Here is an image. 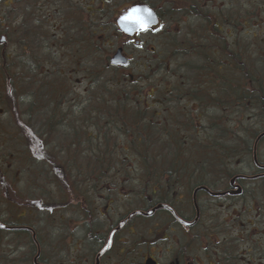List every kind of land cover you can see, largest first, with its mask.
Listing matches in <instances>:
<instances>
[{"label": "flooded vegetation", "instance_id": "flooded-vegetation-1", "mask_svg": "<svg viewBox=\"0 0 264 264\" xmlns=\"http://www.w3.org/2000/svg\"><path fill=\"white\" fill-rule=\"evenodd\" d=\"M223 1L203 0V4L211 2L214 9L220 10ZM3 2L0 85L5 79L12 82L15 75L18 78L15 66L19 58L24 61L19 70L22 91L26 92L28 69L34 64V61L28 63L32 59L29 22L39 18L29 10V0ZM54 2L53 17L57 23L54 32L63 34L78 47L76 58L80 68H90L91 64L99 67L101 61L111 68L135 70L181 69L188 64L187 12L184 8L178 20L179 10L173 8L172 0ZM227 2L229 7L235 5L234 0ZM141 5L154 12L157 24L125 33L118 21L130 8ZM39 10L42 12L35 11ZM68 11L73 15L71 20H67ZM48 16L44 14L42 20ZM13 20L23 23V31L14 29ZM179 21L183 22L181 31ZM66 22L70 23L66 25ZM244 34L245 39L241 40L249 51L251 32ZM16 38H21V44H17ZM92 39L97 44L95 56L89 48ZM37 43L40 45L41 39ZM231 43L234 48L236 40L231 38ZM7 46L8 54L4 52ZM15 48L17 51L12 54ZM118 51L126 65L111 64ZM245 57L251 60V54ZM42 60L40 57L38 70ZM3 99L0 91V105L5 107ZM2 107L0 126L3 119L9 121L4 130L13 142L18 129L10 109ZM27 116L22 108L23 132ZM25 139L21 136V145H4L0 149L3 165L10 162L8 170H13L17 160L22 165L29 160L42 162L36 152L30 153L29 145H24ZM14 142L18 143V139ZM249 146L251 152L247 155L241 151V158L213 159L217 164L212 167H205L197 158L179 159L183 166L171 168L163 176L150 175L147 183L137 179L138 186L130 193L120 188L122 169L112 174L74 172L62 176L56 165L50 173L52 180H47L36 173L31 175L30 168L24 166L28 179L21 192L15 191L13 185L17 180L15 172L10 171L8 181L5 175H0V199H3L0 233L8 239L20 231L26 241L23 250L29 256V264H264V161L259 157L260 145H255V159L254 145ZM247 161L249 170H234L230 166L232 163L242 166ZM72 169L75 171L73 166ZM61 178L70 180L66 187ZM50 183L51 194L45 195L46 190L50 192L46 189ZM31 188L35 190L32 192ZM124 200H129L130 206L126 207ZM40 210L47 212L37 217ZM12 214L16 222L12 221Z\"/></svg>", "mask_w": 264, "mask_h": 264}, {"label": "trees", "instance_id": "trees-1", "mask_svg": "<svg viewBox=\"0 0 264 264\" xmlns=\"http://www.w3.org/2000/svg\"><path fill=\"white\" fill-rule=\"evenodd\" d=\"M172 1L173 8L179 10L176 13L178 20L184 8L187 12L189 59L186 67L165 71L171 73L166 82L167 91L166 86L160 89L157 85L147 84L145 87L153 89V93L142 94L143 88L136 87V82L124 83L114 77L106 81L109 86L101 84L98 68L119 70L101 61L102 66L94 65L88 72V82L91 87L97 86L100 91L117 96L105 100V104L96 103L87 111L86 105L91 98H78L68 104V87L65 85L68 80L58 70L60 81L57 77L53 78L55 74L50 78L47 73L40 72L38 58L34 59L30 68L26 92L22 91L21 80L10 82L5 79L0 85L4 94L3 108L10 109L18 120L20 116L16 115L15 99L18 94L27 93L28 129L24 145H29L30 153L36 152L44 164L50 163L52 171L53 166L59 165L62 176L74 172L104 174L110 164L109 153L103 151L106 145H121L125 153L123 157L140 161L139 166H143L141 171L147 177L150 174L163 176L167 173L165 165L178 168L183 166L178 160L187 157L202 158L204 166L208 158L210 164L205 167H212L217 164L213 159L239 157L241 151L245 155L251 152L250 146H232L253 145L258 133H261L258 130L264 128V0H247V3L245 0H234L235 5L230 7L225 0L220 10L214 9L211 2L205 6L203 0ZM39 21H31L33 25L30 24L28 29L31 31L28 33L30 47L38 39H49L46 26L41 25L42 20ZM69 23L66 22V25ZM182 23L178 22L179 31ZM19 25H14V29L23 31L21 22ZM245 31L251 32L249 51L245 48L246 42L241 40L245 39ZM231 38L236 40L234 48ZM219 39L222 40L219 42ZM62 42L64 46L71 45L69 38L62 40V35L57 44H50L62 49ZM96 46V41L92 39L89 48L93 55L98 51ZM246 54H251V60L246 59ZM148 98L157 102L153 103ZM130 100L133 102L128 104ZM177 102H181L182 106L178 107ZM211 110L219 115H210ZM234 111L236 114L230 123L228 117ZM200 119H206L207 123L202 133L193 124ZM254 121L258 124L257 130L249 126ZM15 134L21 133L18 130ZM262 140L264 137L258 144ZM84 144L87 149L81 148ZM193 146L198 153H194ZM88 147L90 153H87ZM149 148L155 150L151 155ZM128 150L131 152L127 153ZM82 156L91 163L92 159L101 162L93 163L97 166L91 165L88 171L85 170L87 165L83 169L73 166L75 171H71L72 166L68 164L70 157L77 160ZM170 157L172 160L169 162L167 159ZM160 159L164 161L159 163Z\"/></svg>", "mask_w": 264, "mask_h": 264}, {"label": "rangeland", "instance_id": "rangeland-1", "mask_svg": "<svg viewBox=\"0 0 264 264\" xmlns=\"http://www.w3.org/2000/svg\"><path fill=\"white\" fill-rule=\"evenodd\" d=\"M4 0H0V13H2L5 9V2H3ZM54 3L56 4V2H54V0H29L28 2V8L29 10L35 12V15L39 18V20L41 21L43 18L41 16H43L44 14H49L48 17H45L44 20H42L41 25L44 24V27L46 26V34L48 36V40H42L41 39V44L39 45L38 43L31 45L29 44V51H31V56L32 59H37L39 60L40 57L43 59V64L41 65V71H43L44 73H47L48 77H52L53 74L54 77H57V80L60 81L61 76L59 75L58 71H61V73H63V78L67 79L68 82L65 83V85L68 87L66 89V93L67 94V100H70V102L68 104H72L71 100H75L78 98L82 99H89L91 98V102L88 103L87 106V111H89V109H92V105L96 106V103H100V104H105V100H109L117 95L115 94H107L104 93V91H100V89H98L99 87L97 86H92L90 85V83L88 82V72H90V69L92 68V64L90 68H80L78 63H77V56L79 55V51H78V47L74 46L72 43L71 45H65L64 46V42H62L61 44L62 49H60L59 47H55L53 46L54 44H50L51 42H55V44H57V40L58 38L61 37L62 35V40L65 41V36L63 34H59V33H55L54 32V26H56V22H55V17H53L54 13H53V6ZM37 9H41L42 12H40V10L38 12H36L35 10ZM55 16L56 13H55ZM73 17V15L68 11V18L67 20H71ZM19 22V21H18ZM19 23H16L15 25H19ZM29 24L33 25L31 22H29ZM60 36V37H59ZM18 42H20L21 38H16L15 39ZM29 43H30V38H28ZM40 40V39H38ZM45 41V43H44ZM21 44V42H20ZM10 45V44H8ZM60 45V44H58ZM19 50L21 51V49L19 48ZM17 51V49L15 48L14 51L12 52V54H14ZM5 53H9L10 50L8 48V46L5 48L4 50ZM0 53H1V49H0ZM24 53V52H23ZM38 56V57H37ZM95 56V55H93ZM176 59L173 58V63L175 62ZM23 61V60H22ZM180 61V60H178ZM1 63V62H0ZM83 66V65H82ZM85 66H90V65H85ZM89 70V71H86ZM174 70V69H171ZM165 69L162 70H135V69H119V70H101L100 68H98V73H99V80H101V84H107L109 86V84L106 82L109 79L114 78H118L119 81L122 82H136V87H142L143 88V92L142 94H146V93H153V89L150 90L149 88H146L145 85L147 84H154L159 86L160 89H163L164 86H166V91L168 90V86H167V80L168 77L170 78L171 73L169 72L166 73ZM35 71L33 70L32 73H34ZM118 72V73H115ZM173 72V71H172ZM123 77V78H122ZM173 78V77H172ZM171 78V79H172ZM150 90V91H149ZM91 92V93H90ZM138 97L140 98V95L138 94ZM162 97V96H161ZM93 98V99H92ZM136 98V99H139ZM154 98V97H153ZM157 98V97H155ZM150 101H152L153 103L157 102L156 99H150L148 98ZM133 102V100L128 101V104H131ZM94 103V104H92ZM178 103V104H177ZM176 104L178 105V107L182 106L181 102H177ZM174 104V105H176ZM0 107H2L0 105ZM3 108V107H2ZM63 108L66 110V107L63 106ZM212 112V110L210 111ZM86 115L90 116L89 112H86ZM71 114V113H70ZM69 114V115H70ZM210 115H214L215 117H217L219 114L217 112H212L209 113ZM236 114V112L234 111V113H231L230 118L228 117L230 123L233 121L234 119V115ZM250 114V113H249ZM76 115V114H74ZM72 120H74L75 117L72 116ZM183 117V116H181ZM198 123V124H196ZM193 124H195L197 126V130L200 131V133L204 132V128L207 127V123H206V119H200V121H195ZM257 122L254 121V124L252 122L249 123V126L251 128H256L257 130ZM90 126V125H89ZM4 128L6 129V125L3 124L0 126V149L3 148L4 145H21L20 142L21 140L18 139V143L17 142H11L9 140V138H7V130H4ZM264 131V128L259 129L258 132H262ZM259 134V133H258ZM115 136L112 135V137ZM20 141V142H19ZM253 144V142H251ZM111 144V143H110ZM258 145H260L259 148V157L260 159H262L264 161V140H262ZM195 146V145H194ZM193 148L194 153H196L197 151ZM225 146H232V145H225ZM245 146H249V145H243ZM240 145H234L232 147H243ZM87 146L84 144L81 148L87 149ZM126 148V146H124ZM88 152L90 153V149L88 147ZM103 151H107L110 155V164L109 166H107L105 168L107 174H112L115 173L118 169H122L124 176H122V181L121 183H123V186L121 185V189L124 191H127L130 193L131 190L136 189V186L138 182L137 179H140L142 183H147L146 178L147 175H144L142 173L141 170H143V166H139L141 163L140 161H138L137 159L134 160L133 158H127L125 159L123 157V155L125 154L123 152V147H121V145H106L105 148H103ZM153 151H155L152 148H149V153L151 155V152L153 153ZM82 154H84L83 150L81 151ZM131 152V150H128L127 153ZM191 153H192V149H191ZM198 153V152H197ZM3 154V151H0V156ZM132 157V156H131ZM193 158H197L199 160L202 161V158L199 157H193ZM229 158H235L230 156ZM238 158V157H237ZM239 158H241V156H239ZM250 158V162L251 161V156ZM2 161L0 164H2V166H0V175H5L7 181L10 179L8 176L11 173L13 174L15 172V176H16V182H13L15 191L17 192H21L22 187L24 186V184H26V179H28V175H25L24 173V166H28V169L30 168V174L33 176L36 175H40L41 177H43L44 179L47 180H52V173L53 171L51 170V164H44V163H37L34 161H28L26 164L23 165L20 163V161L17 160L16 164H13V170H8V164L10 162L7 163V165H3V158H1ZM93 163H100L101 161H98L99 159H92ZM169 162L172 160V158L170 157L169 159H167ZM164 161V159H160L158 160V162H162ZM210 159L206 158V160L204 161V163H206L205 166H208V164H210ZM238 161V160H237ZM249 161L245 162L242 166H236V163H232L230 166L235 170H242V169H247L249 170L250 166H249ZM65 162V161H64ZM76 162V163H75ZM92 161H90L88 158H84L83 156L81 158L78 157L77 160H75V158L70 157V164L71 166H77L80 168H84L85 165H87L88 168H91V165L93 166H97L96 164L91 163ZM67 163V162H66ZM252 163H250L251 165ZM168 165V164H167ZM165 165L167 168L165 172H168L169 170H171L172 166L171 165ZM85 169L86 171H88L89 169ZM156 168V166H155ZM8 170V171H7ZM7 171V172H6ZM232 171V170H231ZM36 173V175H34ZM90 173V172H88ZM151 175V174H150ZM139 180V181H140ZM72 181V180H71ZM70 180H66L65 178H61V183L62 185H64L66 187L67 184H69ZM46 189L50 190V192H47V190L45 191V195L47 194H51V183L50 185L46 186ZM34 188H31L30 191H34ZM64 190V189H62ZM3 199H0V202ZM131 200V199H130ZM129 200H124V204L126 207L130 206V203L128 202ZM2 208H4V204L1 205ZM125 207V208H126ZM47 211H39L37 214V217H39V215L41 213H44ZM23 243L22 241L17 242V239H13L11 242L5 238V234L1 235L0 233V264H29L28 263V254L27 252H25V248L23 250Z\"/></svg>", "mask_w": 264, "mask_h": 264}, {"label": "water", "instance_id": "water-1", "mask_svg": "<svg viewBox=\"0 0 264 264\" xmlns=\"http://www.w3.org/2000/svg\"><path fill=\"white\" fill-rule=\"evenodd\" d=\"M145 9L150 10L146 5L141 6H135L130 8L118 21V25L120 26L121 30H123L127 34H132L136 32L138 29L141 28V23L144 25V29L153 25L157 24V19L152 10L151 17H148L147 13L144 11ZM133 10H136L135 15L131 17L129 20H124L125 17L129 16V13L133 12ZM111 64L113 65H126V60L122 58L120 55V51L116 52V54L111 58ZM264 137V131L260 133L254 143V159L255 157V145H257V142Z\"/></svg>", "mask_w": 264, "mask_h": 264}, {"label": "bare ground", "instance_id": "bare-ground-1", "mask_svg": "<svg viewBox=\"0 0 264 264\" xmlns=\"http://www.w3.org/2000/svg\"><path fill=\"white\" fill-rule=\"evenodd\" d=\"M19 22H21V21H19ZM18 22V23H19ZM13 23H14V25L17 23V21H15V20H13ZM22 25L21 26H23V23H21ZM19 27H20V25H18ZM32 61H34V60H32V59H28V63H30V62H32ZM24 61H22L21 62V60L18 58V60H17V66H16V68L17 69H19V68H22L23 66H24V63H23ZM33 66V65H32ZM30 68H31V66L29 67V69H28V75H30ZM16 72V71H15ZM14 72V73H15ZM16 74H19L20 76H18V78L16 77V75L14 76V80H13V82L15 81V82H18L19 80H21V75H22V71L21 72H16ZM14 97V96H13ZM17 98L15 99L16 100V105H15V107H17V110H16V115L18 114L19 116L21 115V112H22V108L24 109V110H26V111H28V106H29V102H28V96H27V93H24V92H22V93H20V95L18 94L17 96H16ZM12 98V97H11ZM47 112H51L50 110H48ZM17 115V116H18ZM12 120H13V122H15L14 123V126L16 127V129H18L19 131H20V133L21 134H15V136L17 137V138H15V139H18V138H20L21 136L22 137H26V133H27V129H28V119L26 120L27 121V126H26V129H25V132H23V130H22V126H23V122H22V118L20 117V120H18L17 119V117L15 118L14 116H12ZM2 123H4L6 126L9 124V121H6V119H3L2 120ZM12 126H13V124H12ZM13 126V127H14ZM14 139V140H15ZM13 140V141H14ZM12 221L13 222H16L17 220L15 219V215L14 214H12ZM13 239H17V242H19V241H22V243H23V245L26 243V241H25V239L23 238V236L21 235V233H20V231H15L14 232V234L12 235V238H8L7 239V241L9 240L10 242L13 240ZM27 240V239H26ZM27 242H29V240H27ZM24 247V246H23Z\"/></svg>", "mask_w": 264, "mask_h": 264}, {"label": "snow or ice", "instance_id": "snow-or-ice-1", "mask_svg": "<svg viewBox=\"0 0 264 264\" xmlns=\"http://www.w3.org/2000/svg\"><path fill=\"white\" fill-rule=\"evenodd\" d=\"M144 11L147 13L148 17H151L152 14H151L150 10L145 9ZM135 12H136V10H133V12L129 13V16L125 17L124 20H126V21L129 20L131 17H133L135 15ZM141 28L144 29L143 23H141ZM144 30H146V29H144Z\"/></svg>", "mask_w": 264, "mask_h": 264}]
</instances>
